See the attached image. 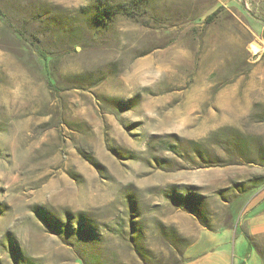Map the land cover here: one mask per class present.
<instances>
[{
	"label": "rangeland",
	"instance_id": "obj_1",
	"mask_svg": "<svg viewBox=\"0 0 264 264\" xmlns=\"http://www.w3.org/2000/svg\"><path fill=\"white\" fill-rule=\"evenodd\" d=\"M96 1L0 0V264H264V0Z\"/></svg>",
	"mask_w": 264,
	"mask_h": 264
},
{
	"label": "trees",
	"instance_id": "obj_2",
	"mask_svg": "<svg viewBox=\"0 0 264 264\" xmlns=\"http://www.w3.org/2000/svg\"><path fill=\"white\" fill-rule=\"evenodd\" d=\"M146 5H148L147 0H126L120 3H115L112 1H107V0H97L96 1V14H95V19L98 21V25L99 24H108V23H112L114 20H116V18L118 16H123L126 17L128 19H133V20H141L143 18V7H146ZM1 15V12H0ZM214 16H211L207 19V21H212ZM43 60H44V67H46L47 69V62L48 59L46 58L45 55H41ZM47 79H48V84L52 87V82L51 80L48 78V74H47ZM167 151H169L170 153H173L174 155H180V152L185 149L186 147L182 145H174L172 143L167 144ZM189 147H193V149H195V151L197 153H201L202 151V146L192 143H189ZM174 194H172L170 197L173 198ZM185 200L181 199L179 201V203H184ZM187 203V202H186ZM188 209L190 208V202L188 201ZM186 204V205H187ZM79 223H78V230L75 231V229L71 228L70 225L65 224V225H60L57 224L55 227H57V233L59 234V237H61L62 235L65 236H82L84 234H89V236L92 237V241L96 242L97 241V230H95V227L93 228L89 225V228H87L88 226L84 223L83 218H79ZM85 225L87 227H85ZM241 264H245L244 262H242Z\"/></svg>",
	"mask_w": 264,
	"mask_h": 264
},
{
	"label": "bare ground",
	"instance_id": "obj_3",
	"mask_svg": "<svg viewBox=\"0 0 264 264\" xmlns=\"http://www.w3.org/2000/svg\"><path fill=\"white\" fill-rule=\"evenodd\" d=\"M257 50V52H258V49H256Z\"/></svg>",
	"mask_w": 264,
	"mask_h": 264
}]
</instances>
